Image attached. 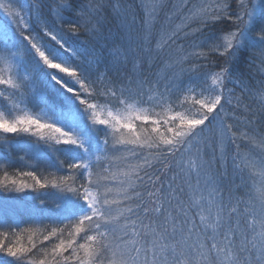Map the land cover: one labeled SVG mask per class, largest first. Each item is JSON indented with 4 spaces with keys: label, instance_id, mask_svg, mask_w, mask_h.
Masks as SVG:
<instances>
[{
    "label": "snow or ice",
    "instance_id": "snow-or-ice-1",
    "mask_svg": "<svg viewBox=\"0 0 264 264\" xmlns=\"http://www.w3.org/2000/svg\"><path fill=\"white\" fill-rule=\"evenodd\" d=\"M53 2L55 8L49 6L51 24L41 14L45 0L22 4L25 15L9 12L11 23L0 24V65L4 66L0 68V85L11 89L6 87L0 97L8 95L13 100L5 106L8 117L33 106L39 107L51 121L42 123L28 115L8 118L0 112V133L16 138L33 127L49 129L60 133L57 145L62 141L61 146L75 145L83 151L80 159L60 161L61 167L66 165L69 170L72 183L55 187L60 193L83 201L87 211L62 223L56 222L57 227L45 231V240L55 237L59 243L52 246L49 258L39 260L38 264H264V187L257 189L255 196L248 193V199L233 195L231 189L226 197L220 183L221 174L214 172L201 154L202 142L207 145L206 133L217 131L221 139V160L225 158V140L236 144L238 139L259 138L264 144V129L258 131L251 119L246 118V126L250 125L247 130L227 122L231 117L226 107L232 104L233 93L225 83L231 81L230 65L241 50H257L264 57V20L257 27V14L264 9V3L261 0L259 5L253 0H203L189 4L188 0H180L169 6L162 0H143V33L137 39L148 46L142 48L145 55L151 54V25L157 19L168 22L160 46L169 41L174 44L179 38L178 31L168 29L181 15L184 22L195 21L202 26L214 21H231L235 29H226V35H217L210 44L203 45L213 53L222 49L225 58L220 71L211 75V84L203 77L200 83L192 75L185 78L184 73L199 75V68L190 67L181 68L167 83L158 79L149 86V81L136 72L125 74L120 85L109 75L114 68L119 71L116 66L128 61L132 50L110 49L104 43L107 37L101 20L105 8L102 0L88 4L82 0ZM106 2L123 26L130 27L127 16L121 15L120 4L113 0ZM65 16H74V19L66 20ZM41 32L59 48L43 43ZM82 32L91 38L83 50L68 39L79 37ZM194 55L200 58L205 54ZM73 60L77 61L75 66H68ZM44 72L58 88L48 85L42 76ZM100 97L106 104H122L125 111L119 114L109 111L110 119L101 118L97 111L101 105L96 102ZM143 104L172 111L170 118L163 122V132L162 121L146 114L147 110L140 107ZM260 104L264 108V93L260 94ZM173 105L178 110L173 111ZM84 115L99 138L95 149L88 147L79 134L73 135V131H64L60 126L63 121L79 123ZM136 121L151 123V132L155 135H150L147 128L138 130ZM4 142L7 144L10 140ZM33 146L41 148L38 143ZM236 148L232 157L233 172L242 179L244 157L239 145ZM47 150L57 153L58 147L48 145ZM130 160L143 163L133 164ZM113 164L128 169L115 186L111 183L115 177L108 171ZM4 174L7 177V168ZM20 174L32 177L35 184L23 181L17 184L13 179L0 192L42 193L49 189L35 171ZM239 190L237 185L236 191ZM253 200L259 202V211L253 206ZM16 212L19 215L20 210ZM60 224L64 227L60 228ZM13 226L20 228L9 224L4 227L8 231L3 235H9ZM69 229L70 238L62 239L64 231ZM77 237L84 242L79 243ZM33 248L35 244L26 247L18 242H0V264H37Z\"/></svg>",
    "mask_w": 264,
    "mask_h": 264
},
{
    "label": "trees",
    "instance_id": "trees-1",
    "mask_svg": "<svg viewBox=\"0 0 264 264\" xmlns=\"http://www.w3.org/2000/svg\"><path fill=\"white\" fill-rule=\"evenodd\" d=\"M254 1V0H253ZM35 0H19L18 6L14 7L13 10H10L13 15L16 13H21L22 4L25 3H34ZM92 0H82V3L88 4L91 3ZM105 3V8L101 12V20L104 23V35L107 37V40L104 43L108 48H117L119 47L122 51L124 49H131L129 52V59L123 64L117 65L116 68L119 71H116L114 68L112 72L109 73L110 76L116 81L118 85H120L123 80L125 74H131L132 72H136L138 75H141L145 80L149 81V86L154 83V78L158 74L157 64L154 59L151 58V55L156 53V48L153 44H150V48L152 49L150 55H145V52L142 50L143 47H148L146 45H142L141 42L137 39L138 35L143 33L142 23L145 19L144 11L141 7L143 0H113V3H119L122 9L121 15H126L129 21L130 27L125 28L121 22V19L117 17L113 8L107 4L106 0H102ZM165 5H175L180 2V0H162ZM203 0H188L189 4H199L202 3ZM211 2V0H209ZM49 6L53 9L55 8V3L53 0H45L44 6H42L41 14L45 18H48L49 23H52V19L49 17ZM35 13L33 12V16ZM66 20L74 19V16H65ZM134 21V23H133ZM83 22V21H81ZM58 23V22H57ZM168 22L162 19H157L153 21L151 25L152 29V41L160 40L164 30V26L167 25ZM56 25L53 26L55 30ZM204 27L206 30H204ZM66 28V26H65ZM193 29H198L199 31L193 32ZM235 30L231 27V21L221 22L214 21L208 25H200L195 21H183V15L180 16L179 19H174L171 23L168 30H176L179 32V38L175 40L173 44L171 41L167 43L165 47L168 61L167 63V74L165 77L166 83L171 81L174 78L172 72L179 73L181 68H199V75L195 73H184V77L187 75H192L193 79L196 80L197 83H200L201 77L205 78L208 81V77L211 79V75L220 71L221 66L224 64V57L222 55L223 50L221 49L218 53H213L208 50L205 46V40L209 37L210 33L220 31L221 34L226 35V31L224 30ZM36 30L40 31L39 25H36ZM184 33H189L188 36H185ZM41 40L43 43L47 44L49 47L59 48V45L56 44L55 41L51 40V38L45 35L43 32L40 33ZM70 42H73L75 45L79 46L81 50H83V46L86 48L89 46L90 36L82 34L79 37H70L68 38ZM203 52L205 55L197 58L195 53ZM134 53V54H133ZM217 57V58H215ZM178 61H182L178 65ZM77 61L73 60L69 62L70 67L75 66ZM164 64L161 63V69ZM230 72L233 74L231 81H226L227 89H231L233 93L232 104L226 107V112L228 116L231 117L228 119V123L234 124L236 127H239L243 130H247L246 126V118L251 119L257 128V130L264 129V119L261 117L264 116V108L255 109L254 102L260 99V94L264 93V57H261L259 51L257 50H247L243 49L237 56L236 60L230 65ZM105 69L102 66L101 72ZM127 70V73L126 71ZM205 74H208L205 76ZM62 75V74H61ZM67 79L71 80L73 78L67 77V74H63ZM7 76V74L5 75ZM43 78L46 80L48 85L53 88H58L57 85L53 81L50 80L47 73H42ZM9 88L10 86L0 85V92H3L5 88ZM77 90L79 91V86L77 85ZM71 96V94H68ZM86 95V94H85ZM74 98V97H73ZM75 99V98H74ZM101 105L100 108L97 109L98 112L103 110H116V111H125V108L122 104L110 103L106 104L105 100L100 97L96 101ZM239 102V103H238ZM13 103L12 99H9L8 95L0 97V111L4 112L5 116L8 117L7 111H5L6 105H11ZM78 107V101L76 102ZM23 107V106H21ZM140 107H145L148 111V114L152 119L161 118V132H163V122L167 121L172 115V111H166L161 109V113L156 112V108H153L149 104H143ZM163 111V112H162ZM255 113V116L252 113ZM32 116L35 118H39L44 115L43 112L40 111L39 107L28 106L23 111H16V118L21 116ZM195 115V113H193ZM13 118V114L11 117ZM64 125H72L71 130L77 133L86 132L88 136V131L85 129V123L88 124V128L91 125V121L88 120L87 116L84 115L81 117L79 123L71 122V121H63ZM138 130L151 126V123H144L141 121H136ZM148 129V128H147ZM51 134L55 135V131L49 129H36L33 127L30 132L20 134L16 138H10V143H5L2 139V135L0 134V161L5 162L4 166L0 167V189H2L3 185L8 184L11 185V181L15 179L17 184L23 181L27 184H35V181L32 177L23 176L17 171L16 163L18 160L23 161L24 158H21V152L23 149H34V144L41 145L39 150L48 151V145H56L52 143L53 139ZM57 134V133H56ZM58 135V134H57ZM74 135V134H73ZM60 137V136H58ZM57 137V138H58ZM207 145L205 146L202 142L201 150L204 151L203 160L206 163H210L212 170L214 172H218L221 174L220 183L222 188L225 191V196L228 195V190H232L233 195H239L248 199V193H251L255 196L256 190L264 187V144H261L259 138L254 140H243L238 139L236 144L228 143L226 140L223 142V151L225 153V158L221 160L220 152H221V139L219 131L215 134L206 133ZM248 141V143H247ZM20 142V143H16ZM62 144V141H61ZM236 145H239V152L244 157V164L242 167H245V171L243 172V178L233 172V163L232 157L236 154L237 148ZM23 147V148H22ZM90 147V146H88ZM60 149V153L63 157L68 156L69 153H75V151H81L79 148H74L72 145H58ZM91 148V147H90ZM92 149V148H91ZM252 149H254V154L252 153ZM65 152V153H64ZM50 155V154H49ZM25 156V153H24ZM33 156L28 155L26 157ZM25 157V162L21 164V168L28 165V160ZM40 157L37 156V161H39ZM9 161L12 162V165L9 167ZM67 161V158L66 160ZM143 163V161L130 160V163ZM44 163H47L44 160ZM52 163L56 167L59 168L60 162L58 158L56 160L52 159ZM155 163V162H153ZM186 163V161H185ZM240 160H237V164H240ZM7 168V177H5L4 169ZM60 169L63 170L62 167ZM116 169V167L114 168ZM37 177L41 180V175L36 174ZM66 176H64L65 178ZM72 181H69L68 185L71 184ZM240 186V190L236 191V186ZM37 187H39L37 185ZM49 190V189H48ZM48 190H44L43 192ZM57 193V192H56ZM70 198L69 204L74 209L77 208L78 213L84 205L81 200L76 197H72L68 194ZM32 196V192L28 191L25 193H16V192H0V198H7L8 200H15L18 202L21 207H27L29 210L34 209L37 204L35 200L30 199ZM253 206L259 211V202L256 200L252 201ZM35 231V230H33ZM37 231V230H36ZM43 232L36 234L30 230L22 232L20 235L16 236L17 241H13V237L11 233L9 235H3L4 232H0V242L5 244L12 243H20L24 246L28 247L30 244H35L36 248H33V251L36 252V255L33 257L34 260L37 261L41 259H48V254L51 252V248L55 243H59V241L53 237L51 240H45ZM82 235V234H81ZM38 237V238H37ZM62 239L68 240L69 238L62 236ZM79 243H83L82 240H79ZM75 247V245H73ZM38 249V251H37ZM71 251V250H69ZM67 254V253H66Z\"/></svg>",
    "mask_w": 264,
    "mask_h": 264
},
{
    "label": "rangeland",
    "instance_id": "rangeland-1",
    "mask_svg": "<svg viewBox=\"0 0 264 264\" xmlns=\"http://www.w3.org/2000/svg\"><path fill=\"white\" fill-rule=\"evenodd\" d=\"M18 2L19 0H0V5L4 6V7H0V24L6 23L8 21L11 22V17H9L8 13L11 12L10 10H13L14 7L18 6ZM253 2L259 5L260 0H254ZM261 2L264 3V0H261ZM25 14H26L25 9L22 8L20 15H25ZM261 20H264V9H261L258 11L257 27L259 26V23ZM249 39L251 40L252 37L250 36ZM151 44H153L154 47L156 48V53L152 54L151 58L154 59L155 62H158L157 64L158 74L154 78V83L158 79L161 80L163 83H166L165 81V77L167 74L166 64L169 63L168 61L169 59H168L167 52L165 49L167 44L160 46L162 44V42L160 43V40L152 41ZM161 63L164 64L162 69H161ZM3 67H4L3 65H0V68H3ZM6 74L7 72L4 73V75ZM172 74L175 76L177 73L172 72ZM208 81H209V84H211V79L209 77H208ZM72 99L74 100L73 97ZM254 107L255 109L261 108L260 99L254 102ZM143 109L147 110L145 107H143ZM172 109L173 111L178 110L175 108L174 105L172 106ZM109 111H111L113 114L123 113L122 111H116V110H103L99 112L101 118L110 119V117H108L107 115ZM155 111L158 113H161V108L157 107ZM12 114H13V118H16V112H13ZM38 119H40L42 123L51 122L47 117H45V115H42ZM157 119L161 120V118H157ZM60 126L64 128V131H72L70 127L72 125H67V123L64 125L62 123V125ZM84 126H85V129L88 131V136L86 135V132L77 133L73 131L74 132L73 134L74 135L75 133L79 134L83 139H85L87 146H90L92 149H95L98 144L99 138L96 136L95 132L92 131L91 126L88 128L87 123H85ZM152 127L153 125L148 126L146 128L149 129L150 135H155V133L151 132ZM56 133L57 132H55V135L51 134V136L53 139L52 143L56 144V146L58 147L57 137L60 136V133H57L58 135ZM10 138H12V134H7V136L6 134H4L2 136V139H10ZM2 143L0 145H2ZM16 143H20V142H16ZM72 146L74 148H78L75 145H72ZM24 153H25V156H24ZM252 153L254 154V149H252ZM201 154L204 157V153H202V150H201ZM28 155H33V156L26 157ZM67 155L68 156L63 157V155L60 153L59 148H58L57 153H51L49 151H43L39 149H36V151H34V149H28V148L23 149V151L21 152V158H24V160L23 161L18 160V162L16 163V165L18 166L17 171H19V173L35 171L36 174L41 175V182L47 183L49 185V190L47 191V193L46 191L42 193H36V192L31 191L32 196L30 199L35 200L37 204L35 205L34 209H30V210L27 207H21V205L15 200L12 201V200H8L7 198H0V232L8 231V229L4 227H6L9 224L20 226V228H16L15 226H13L11 229V233H15V235L11 234V236L13 237V241H17L18 238L16 236L20 235L24 231L30 230L32 232H35L36 234H39L43 232L44 230L57 227L58 225L56 222L62 223L68 219L75 218L76 216L81 215L87 211L86 205L84 204L83 201H81L84 207L78 213L75 214V212H77V208L74 209V207H72L71 205H68L70 203L68 199L70 198V196L68 194L60 193L59 189L55 187V185L57 184L61 185L62 187H66L69 181H72V180L70 177V172L67 169L66 165L62 167L63 168L62 170L60 169L61 166H59L58 168L54 165V163H52V159L56 160V158H58L59 162L66 160V158H67V161L74 160V159H80L83 156V151L82 150L80 152L75 151V153H70V154L68 153ZM37 156L40 157L39 161H37ZM25 157L28 160L27 163L29 166L28 167L25 166L21 168L20 167L21 164L26 161ZM44 160L47 163H44ZM4 164L6 163L0 161V167L4 166ZM11 166H15V165H12L11 163ZM32 166H35V167H32ZM105 167H107V165H105ZM115 167L116 169H114ZM127 170L128 169L126 166L118 165V164H113V166L108 169L109 173L115 177V180L111 181L113 186H115V183L117 180L123 178V173L126 172ZM64 176L69 177V178L66 180ZM72 197L74 198V196ZM42 200L44 201V203H41ZM17 209L20 210L19 215L16 212ZM59 227L63 228L64 225L60 224ZM69 231H71V229L65 230L63 236L70 238Z\"/></svg>",
    "mask_w": 264,
    "mask_h": 264
},
{
    "label": "bare ground",
    "instance_id": "bare-ground-1",
    "mask_svg": "<svg viewBox=\"0 0 264 264\" xmlns=\"http://www.w3.org/2000/svg\"><path fill=\"white\" fill-rule=\"evenodd\" d=\"M204 30H206L204 27H202ZM217 35H221L220 31L218 32H213L209 34V37L207 38V40H205V44H210L213 40H215V37ZM207 48V47H206ZM217 58V57H215Z\"/></svg>",
    "mask_w": 264,
    "mask_h": 264
}]
</instances>
